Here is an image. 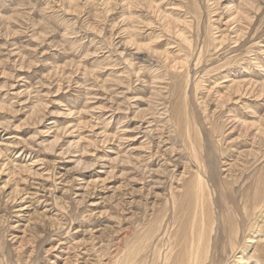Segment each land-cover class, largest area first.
<instances>
[{"label": "rangeland", "instance_id": "1", "mask_svg": "<svg viewBox=\"0 0 264 264\" xmlns=\"http://www.w3.org/2000/svg\"><path fill=\"white\" fill-rule=\"evenodd\" d=\"M0 149V264H264V0H0Z\"/></svg>", "mask_w": 264, "mask_h": 264}, {"label": "bare ground", "instance_id": "2", "mask_svg": "<svg viewBox=\"0 0 264 264\" xmlns=\"http://www.w3.org/2000/svg\"><path fill=\"white\" fill-rule=\"evenodd\" d=\"M0 153H1V149H0ZM18 157L19 156L17 155L16 158H18ZM0 165H1V169H2L6 164L2 163ZM199 169H200V167H197L196 175L194 177H196L198 179H203L202 178V174H201L202 172H200ZM222 198H223V201H225V203L230 202L229 200L226 199V198H229V196H222ZM241 198L243 200H245V199L249 198V196L247 194L243 193V194H241ZM241 207L243 208V210L245 209L244 204H242ZM229 208H230L229 211L234 213V214H236V212L238 211V207L236 205H234L232 202H231V206H229ZM229 211L223 207V212L225 214L230 215L228 213ZM234 216L236 218V221L234 223L232 221H230V220H229V222H226L225 221L226 219H222V221L220 223V226L218 224H217L218 226H216V222H215V226L213 227V234L211 236H209V239L206 242V245H203L202 240H201L202 238L197 237V240L194 241V239H193L194 242L192 243L190 248H189V245H188V248L190 250L185 253V255L183 256L182 259L180 258L181 260H178V261L176 259H175L176 261H174V259L172 260V257L175 256L177 254V252L171 253V250H169V251L164 252L161 255V258H162V263L161 264H207L208 261L212 264L213 262H211V261H213V257H214L213 255L215 253L218 254V258L222 259L223 256L226 255V250L225 249L227 247H230L231 252H233L235 250V245L238 243V239H239V235H240L239 232L241 231L240 218H237L236 215H234ZM196 223H194V225ZM198 223H200V222H198ZM201 224L202 223L198 224L199 227L201 226ZM196 228H197V226H196ZM196 228H194L195 231H196ZM190 229H191V225H190ZM199 230H200V228H199ZM195 231H193V233ZM200 236H201V234H200ZM222 239H224V242L222 241ZM221 242H223V244H221ZM179 244H178V246H179ZM176 245H175V247L173 246L174 249L176 248ZM176 249H175V251H176ZM179 249H177V251L180 252L181 250H179ZM123 252H125V249H124ZM180 254L181 253H178V256ZM139 257H140L139 253H135L133 251H129L127 253V256L123 259V262H124V264H135L136 259L139 258ZM175 257H173V258H175ZM180 257H181V255H180ZM177 258L179 259V257H177ZM238 261H239L238 263H243L244 262V260H238Z\"/></svg>", "mask_w": 264, "mask_h": 264}]
</instances>
